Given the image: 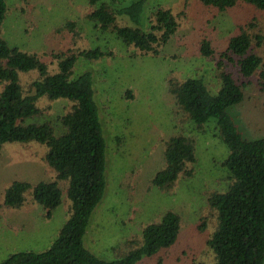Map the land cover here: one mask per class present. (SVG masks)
<instances>
[{
    "label": "trees",
    "instance_id": "obj_1",
    "mask_svg": "<svg viewBox=\"0 0 264 264\" xmlns=\"http://www.w3.org/2000/svg\"><path fill=\"white\" fill-rule=\"evenodd\" d=\"M147 1L87 0L90 11L85 18L100 33L113 34L125 46L124 53L129 58L157 57L178 32L180 23L170 8H148ZM192 2L199 6L202 17L210 19L213 11L222 13L240 5L264 11V0ZM6 8V0H0V149L3 144L14 142L44 145L42 161L54 171L55 178L36 183L14 180L4 191L3 204L18 209L31 199L50 218L61 203L60 185L65 186L70 203L67 219L48 248L40 252L16 251L0 264H145L144 260L152 259L155 264L163 263V251L179 237L181 216L175 210L166 211L159 221L148 223L137 234L125 238L117 246L114 259L99 258L83 244L91 214L106 187V141L94 98L93 73L76 71V66L110 59L114 49L82 44L76 20L57 26L51 37L54 47L48 52L38 54L10 46L1 36ZM253 20L229 29L226 47L217 57L209 37L197 39V52L216 61L215 91L198 77L171 79L168 84L178 112L196 130L213 122L228 148L221 162L228 171L227 188L210 192L206 199L209 211L215 215L216 227L206 241L214 257L203 264H264V136L244 138L227 111L243 102L245 89L251 85L264 93V64L259 54L264 47V32ZM57 36L69 38L71 45L57 49ZM45 54L50 55L56 67L50 68ZM28 72L35 73V78L22 81L20 75ZM42 97L72 102L68 112L57 116L56 126L49 121H32L42 115L37 106ZM195 143L193 137L183 132L167 137L164 163L152 184L169 192L178 178L191 177L197 162ZM207 225V217H200L196 228L204 231Z\"/></svg>",
    "mask_w": 264,
    "mask_h": 264
},
{
    "label": "rangeland",
    "instance_id": "obj_2",
    "mask_svg": "<svg viewBox=\"0 0 264 264\" xmlns=\"http://www.w3.org/2000/svg\"><path fill=\"white\" fill-rule=\"evenodd\" d=\"M192 1L148 0V8L156 5L170 8L180 26L159 56L131 59L113 34L100 33L85 18L90 11L87 0H6L1 36L10 46L38 54L48 52L54 47L51 37L57 26L66 20H76L82 44L114 49V57L110 59L81 62L76 66V71L93 73L94 98L106 141V187L83 237L84 246L99 258H116V248L125 238L137 234L144 225L159 221L168 210H175L181 216V228L176 243L163 251L161 264H203L214 257L206 241L216 227V219L206 199L210 192L227 188L228 171L221 162L228 148L213 122L197 131L178 112L168 84L171 79L198 77L215 91L216 61L197 52V39L209 37L217 57L225 49L229 29L234 26L254 19L264 32V11L240 5L222 13L213 11L210 19L202 17L199 6L195 7ZM69 45V38L57 36V49ZM259 54L264 64V47L259 49ZM45 59L51 69L56 67L49 54H45ZM261 69L262 66L257 72ZM21 75L24 82L36 76L30 72ZM245 92L243 102L227 111L244 138H261L264 93L256 85L249 86ZM71 105L67 99L50 101L42 97L37 102L42 115L32 121H49L56 126L57 116L68 112ZM177 132L195 139L197 162L191 177L178 178L170 191L165 192L154 186L152 179L164 163L165 140ZM45 151L46 147L36 142L5 143L0 149V261L16 251L45 250L67 219L70 201L62 185L61 203L50 218L31 199L18 209L3 204L4 191L14 180L36 183L55 178L54 171L42 161ZM204 216L208 220L207 228L198 231L199 219ZM155 261L143 263L155 264Z\"/></svg>",
    "mask_w": 264,
    "mask_h": 264
}]
</instances>
